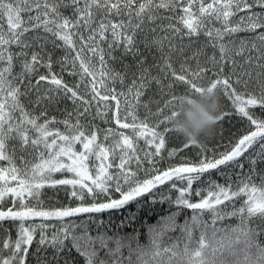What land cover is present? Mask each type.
Listing matches in <instances>:
<instances>
[{"label": "snow or ice", "instance_id": "1", "mask_svg": "<svg viewBox=\"0 0 264 264\" xmlns=\"http://www.w3.org/2000/svg\"><path fill=\"white\" fill-rule=\"evenodd\" d=\"M0 264H264V0H0Z\"/></svg>", "mask_w": 264, "mask_h": 264}, {"label": "clouds", "instance_id": "2", "mask_svg": "<svg viewBox=\"0 0 264 264\" xmlns=\"http://www.w3.org/2000/svg\"><path fill=\"white\" fill-rule=\"evenodd\" d=\"M177 109L178 115L173 119L172 127L185 140L203 142L210 140L216 132L222 99L218 91H206L202 95H194L190 102L185 97Z\"/></svg>", "mask_w": 264, "mask_h": 264}, {"label": "trees", "instance_id": "3", "mask_svg": "<svg viewBox=\"0 0 264 264\" xmlns=\"http://www.w3.org/2000/svg\"><path fill=\"white\" fill-rule=\"evenodd\" d=\"M158 35H163V34H162V33H158ZM201 41H203V37L201 38ZM165 46L167 47V42H165ZM207 51H208V54L211 55V51H212L211 48H209ZM187 54H188V55H191V52H188ZM145 55L148 56V63H149V64H152V63H153L152 56H151L150 54H148V53H145ZM181 59H182V57H180V56H174V57H173V62H174L175 66H176L177 68H179V63H180V60H181ZM124 62H125V63H132L130 57L125 58V61H124ZM117 67H119V65H117ZM57 71H59L58 68H57ZM153 72L155 73L156 70L153 69ZM181 91H182V89H181ZM223 103H224V101L222 100V104H223ZM59 107L62 109V108L64 107V105L61 104ZM53 111H55V109H53ZM56 114L59 116V113H58V112H56ZM233 125H235V127H233ZM223 127H224V129H225V135L227 136V134H228V133H227V130H228L229 128H231L233 131H236V130L239 128V124L237 123L236 120H233L231 124L226 120V121L224 122ZM219 130H220V126L217 125L216 132L219 133ZM209 142H210V144H211V143H214V141H212L211 139L209 140ZM133 210H134V209H133ZM152 222H155V218H153ZM181 222H182V218H181Z\"/></svg>", "mask_w": 264, "mask_h": 264}]
</instances>
